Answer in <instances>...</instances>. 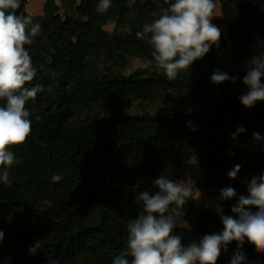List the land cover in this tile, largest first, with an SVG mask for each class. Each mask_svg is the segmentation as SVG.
Instances as JSON below:
<instances>
[{
	"label": "trees",
	"instance_id": "1",
	"mask_svg": "<svg viewBox=\"0 0 264 264\" xmlns=\"http://www.w3.org/2000/svg\"><path fill=\"white\" fill-rule=\"evenodd\" d=\"M60 1L45 0L42 13L33 15L29 1L21 0L17 10L41 25L25 47L37 69L27 86L44 90L26 105L31 134L10 149L17 157L13 183H0V264H112L126 252L127 222L140 211L139 193L158 191L153 181L160 174L183 179L198 151L214 190L210 200L224 206V215H235L231 208L248 195L251 178L264 173V139L253 137L264 138V104H241L246 70L236 68L264 55V0H218L226 27L219 46L173 80L154 63L131 75L121 70L129 58L151 59V47L135 33L168 6L164 0H111L105 12L97 10L98 0ZM109 22L112 32L105 29ZM214 69L238 76L236 83L213 84ZM128 102L164 106L129 115L121 112ZM238 127L246 131L233 139ZM236 164L241 169L229 179ZM226 186L237 196L217 200ZM170 212L173 234L185 245L223 230L218 214L190 199ZM37 240L41 248L30 255ZM236 247L233 241L217 264H229ZM242 250L248 264H264L253 245L245 242Z\"/></svg>",
	"mask_w": 264,
	"mask_h": 264
},
{
	"label": "clouds",
	"instance_id": "2",
	"mask_svg": "<svg viewBox=\"0 0 264 264\" xmlns=\"http://www.w3.org/2000/svg\"><path fill=\"white\" fill-rule=\"evenodd\" d=\"M134 2L129 0L130 4ZM164 3L168 6L161 8L152 22L143 24L135 36L151 47V59L147 62L154 63L173 80L202 59L213 45L219 46L221 30L212 23L216 17L215 0H164ZM20 6L21 0H0V102H3L0 104V183L8 186L13 183L10 169L17 163L16 154L10 149L24 144L31 134V112L26 105L44 90L39 84L27 86L36 78L37 69L25 46L33 44L41 25L33 23L31 15H18ZM110 6L111 0H98L97 10L105 12ZM245 70L242 83L247 91L239 100L243 106L252 108L257 101H264V57H251ZM210 79L216 85L235 84L238 76L214 69ZM245 131L238 127L232 133L233 139ZM253 137L264 139L258 132H254ZM240 169L236 164L227 173L229 179H235ZM153 187L158 191L139 193L136 203L140 211L127 222L126 252L115 256L112 264H217L233 241L237 247L229 264H248L242 250L245 242L264 255V173L251 178L248 195H240L231 208L235 215H224L219 203L213 205L223 224L221 232L207 234L199 242L186 245L181 236L173 234L176 218L170 206L182 208L193 199L192 188L183 180L170 179L163 174L153 181ZM236 196V190L226 186L220 190L217 200L226 201ZM3 237L0 230V242ZM40 248L41 242L37 240L28 252L35 255ZM48 264H56V261H48Z\"/></svg>",
	"mask_w": 264,
	"mask_h": 264
},
{
	"label": "rangeland",
	"instance_id": "3",
	"mask_svg": "<svg viewBox=\"0 0 264 264\" xmlns=\"http://www.w3.org/2000/svg\"><path fill=\"white\" fill-rule=\"evenodd\" d=\"M57 1L58 3H61L60 0ZM80 1L81 0H78L79 3ZM44 2L45 0H29V4L27 7L28 12H30L33 15L41 14ZM215 3H216V9H215L216 17L213 18L212 23L215 24L217 27H219L220 30L226 32V27L224 25L220 11L219 1L216 0ZM114 28H115L114 22H109L105 26V29L110 32H112ZM261 57H264V55ZM245 65L246 62L241 63L236 68L240 70H245ZM150 68H151V64L143 61L142 59L129 58V60L127 61V63L124 64L121 70L124 74L131 75L135 71L145 70ZM163 106L164 104L160 102H128L122 106L121 112L129 115L143 114L146 112L154 114L160 112V110L163 109ZM191 165H192L191 166L192 172L185 175L183 179L186 186L191 187L193 190V197H192L193 199H190V201L194 202L197 208H204L205 204L208 201H210V199H212L214 190L211 187H209L206 181L205 178L206 169L204 167L203 156L201 152L198 151L193 155ZM197 190L200 192L201 194L200 196Z\"/></svg>",
	"mask_w": 264,
	"mask_h": 264
},
{
	"label": "built area",
	"instance_id": "4",
	"mask_svg": "<svg viewBox=\"0 0 264 264\" xmlns=\"http://www.w3.org/2000/svg\"><path fill=\"white\" fill-rule=\"evenodd\" d=\"M28 1H29V0H28ZM262 103L264 104V101H262ZM179 180H183V179H179ZM183 181H184V180H183ZM217 203H219V202L210 200V201H208V202L205 204L204 209H206V210H208V211H211V212H213L214 214H217L216 211H215V209H214V207H213V205H215V204H217ZM219 204L221 205V207L223 208V211H224V206H223L221 203H219Z\"/></svg>",
	"mask_w": 264,
	"mask_h": 264
}]
</instances>
